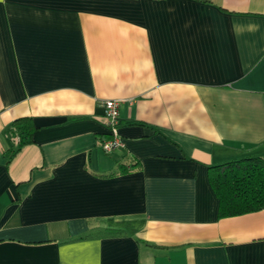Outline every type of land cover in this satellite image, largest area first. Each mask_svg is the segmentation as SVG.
<instances>
[{
    "label": "crops",
    "instance_id": "obj_1",
    "mask_svg": "<svg viewBox=\"0 0 264 264\" xmlns=\"http://www.w3.org/2000/svg\"><path fill=\"white\" fill-rule=\"evenodd\" d=\"M252 156L264 0H0V264H264V208L219 217L210 182Z\"/></svg>",
    "mask_w": 264,
    "mask_h": 264
},
{
    "label": "trees",
    "instance_id": "obj_2",
    "mask_svg": "<svg viewBox=\"0 0 264 264\" xmlns=\"http://www.w3.org/2000/svg\"><path fill=\"white\" fill-rule=\"evenodd\" d=\"M33 128L28 117L13 122L12 134L17 135L19 140L15 148L10 147L6 152V162L23 144L29 142ZM123 170L122 167L119 172ZM210 182L218 198L219 217L236 216L264 208V159L258 156L224 163L217 171L210 173ZM124 232L123 227L109 226L104 227L99 234L112 236Z\"/></svg>",
    "mask_w": 264,
    "mask_h": 264
},
{
    "label": "built area",
    "instance_id": "obj_3",
    "mask_svg": "<svg viewBox=\"0 0 264 264\" xmlns=\"http://www.w3.org/2000/svg\"><path fill=\"white\" fill-rule=\"evenodd\" d=\"M121 103V99H104L101 101L104 107L105 122L109 130L108 138L103 139L99 143L105 153H109L122 146V141L118 134Z\"/></svg>",
    "mask_w": 264,
    "mask_h": 264
}]
</instances>
